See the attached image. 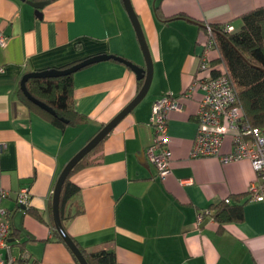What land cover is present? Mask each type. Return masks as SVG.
I'll use <instances>...</instances> for the list:
<instances>
[{"label":"crops","instance_id":"0c3cea01","mask_svg":"<svg viewBox=\"0 0 264 264\" xmlns=\"http://www.w3.org/2000/svg\"><path fill=\"white\" fill-rule=\"evenodd\" d=\"M49 1L39 16L26 0H0V29L6 35L0 45V188L8 190L2 205L16 232L9 238L11 254L24 251L35 264H77L53 234L49 199L67 161L138 93V78L115 59L76 71L75 106L88 121L64 128L31 110L19 96V83L27 72L98 53L140 65L145 58L123 0ZM131 1L152 54V82L91 155L92 164L72 176L85 210L68 223L70 234L88 250H114L119 264H264V202L249 188L262 176L248 158L190 156L199 93L169 113L171 171L161 176L147 156L154 103L166 93L183 95L198 74L207 24L229 21L237 28L239 17L264 0ZM157 4L164 15H185L166 21L156 13ZM231 142L227 135L222 150H230ZM22 188L44 220L21 207ZM229 195L228 203L243 204L242 221L219 225L207 215L196 225L198 211L211 214L210 206Z\"/></svg>","mask_w":264,"mask_h":264},{"label":"trees","instance_id":"16d2710c","mask_svg":"<svg viewBox=\"0 0 264 264\" xmlns=\"http://www.w3.org/2000/svg\"><path fill=\"white\" fill-rule=\"evenodd\" d=\"M160 7V4L155 6L156 13L166 21L185 15L182 12L164 15ZM239 18H241V25L232 30L226 28V24H231L229 21L210 23L216 41V47L210 58V73L213 76L220 74L222 71L220 64L223 62L225 71L236 88L238 102L244 111V117L239 125L247 122L251 126H264V5L251 8ZM202 25L204 26L205 24L202 22ZM81 60L70 61L60 65L58 68H66ZM74 74L75 72L58 76H31L26 81V86L30 93L46 102L54 112H50L31 101L22 91L20 83L18 88L19 96L31 110L41 114L44 118L61 128L85 123L88 121V117L78 112L75 106ZM143 82V79H138L139 89ZM197 121H199L198 117ZM104 139L74 166L63 183L60 195V214L63 225L68 232V223L85 210L81 186L72 180V176L92 164L91 155L101 149ZM227 152L221 150V154ZM231 196L229 195L227 198L230 200L229 197ZM52 198L53 193L49 199L50 212H52ZM227 198L215 201V204L210 206V208L214 209L211 214H208L209 211H201L203 212L204 220L209 215L219 225L232 221H242L244 219L243 204L228 203ZM26 211L36 218L44 220L42 213L38 209L28 205L26 206ZM49 223L56 239L66 245L77 264H79L72 250L57 232L52 213L49 216ZM14 233L16 232H11V234ZM70 235L80 247L89 264H119L114 250H88L79 243L77 238L72 234Z\"/></svg>","mask_w":264,"mask_h":264},{"label":"built area","instance_id":"2783aa9c","mask_svg":"<svg viewBox=\"0 0 264 264\" xmlns=\"http://www.w3.org/2000/svg\"><path fill=\"white\" fill-rule=\"evenodd\" d=\"M227 29L233 26L226 24ZM6 42V35L0 29V45ZM198 74L195 75L186 91L181 96L166 93L158 98L149 118L154 132L153 143L147 149V156L158 168L161 176L165 177L171 171L172 151L169 146L168 118L170 111L181 109L183 100L199 93L197 117L198 127L190 150L191 157L219 156L223 162L248 158L261 180L255 179L250 190L254 199L264 202V126H251L244 122L242 106L238 102L234 84L228 77L225 66L221 62V73L213 76L210 73V58L216 47V41L210 24L203 41L200 43ZM228 134L232 136V148L221 154L223 143ZM3 145L0 147L2 148ZM8 195V190L0 188V264H35L25 252L19 255L10 253L9 238L12 225L9 212L2 205V198ZM229 201V199H226ZM17 201L28 206L30 193L27 188L18 191ZM204 221L203 212L197 213L196 225ZM8 249L4 254L3 249Z\"/></svg>","mask_w":264,"mask_h":264},{"label":"water","instance_id":"95a60500","mask_svg":"<svg viewBox=\"0 0 264 264\" xmlns=\"http://www.w3.org/2000/svg\"><path fill=\"white\" fill-rule=\"evenodd\" d=\"M29 4L35 7L36 12L39 16H42V9L44 8L45 4L49 3V0H26ZM125 9L128 13V16L132 22V25L134 27L136 36L138 38L140 47L142 49L144 58H145V64L140 65L138 63H135L134 61L127 59L126 57H123L121 55L115 54V53H98L91 55L89 57H86L82 59L81 61H78L66 68H58V67H51L47 69H40V70H34L25 73L20 81V87L24 94L35 104H38L40 107L50 111L54 112V110L44 101L36 98L33 96L30 91L28 90L26 86V81L31 76H58L63 75L67 73H73L76 72L83 67L97 63L104 60L109 59H115L118 61H121L125 63L128 67H130L135 73L138 79H143L144 82L139 89L138 93L135 95V97L117 114L115 115L110 121L106 122L99 130L98 132L89 139V141L77 152L75 153L69 161L64 165L62 170L60 171L58 178L56 180L54 190H53V198H52V215H53V221L55 228L63 241L69 246V248L72 250L74 255L76 256L79 264H89L86 260L83 252L81 251L78 244L75 242V240L72 238L70 233L66 230V228L63 225L61 214H60V195L63 183L67 176L70 174L71 170L74 168V166L84 157L86 156L93 148H95L110 132L120 123V121L128 115L135 107L138 105L142 99L146 96L151 82H152V76H153V58L152 54L149 48L148 41L146 39L143 26L141 24V21L139 19V16L134 8V5L131 0H123ZM65 120V119H63ZM23 209H26L25 205L20 204Z\"/></svg>","mask_w":264,"mask_h":264},{"label":"rangeland","instance_id":"374dc122","mask_svg":"<svg viewBox=\"0 0 264 264\" xmlns=\"http://www.w3.org/2000/svg\"><path fill=\"white\" fill-rule=\"evenodd\" d=\"M229 25H232V24H229ZM132 28H133V31L135 32V30H134V27H133V26H132ZM233 28H234V27H233ZM233 28H232V29H233ZM232 29H231V30H232ZM135 35H136V34H135ZM140 49H141V48H140ZM143 57H144V55H143ZM159 98H160V97H159ZM196 114H197V113H196ZM228 135H231V134H228ZM231 138H232V136H231ZM231 144H232V142H231ZM250 186H251V184H250ZM250 186H249V188H250ZM11 232H12V230H11Z\"/></svg>","mask_w":264,"mask_h":264}]
</instances>
